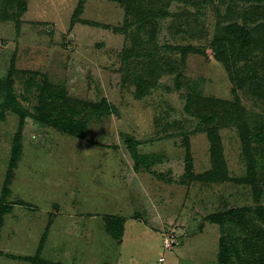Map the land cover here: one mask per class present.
I'll return each instance as SVG.
<instances>
[{
  "label": "rangeland",
  "instance_id": "374dc122",
  "mask_svg": "<svg viewBox=\"0 0 264 264\" xmlns=\"http://www.w3.org/2000/svg\"><path fill=\"white\" fill-rule=\"evenodd\" d=\"M128 1L0 0V207L13 208L0 232V264H222L223 239L229 264H257L264 144H253L258 178L245 184L239 124L245 118L253 135L264 133V44L237 61L238 84L212 44L219 21L249 23L263 41L264 0H135L130 14ZM149 9L170 13L151 42L139 23ZM45 81L82 112L84 136L29 116L21 124L6 105L12 90L34 114ZM102 99L112 113L84 108ZM212 112L227 180L203 183L187 177L185 159L190 150L196 176L212 170L202 124ZM127 139L137 142L138 169ZM230 211L224 228L210 221ZM106 217L125 221L121 242Z\"/></svg>",
  "mask_w": 264,
  "mask_h": 264
},
{
  "label": "trees",
  "instance_id": "16d2710c",
  "mask_svg": "<svg viewBox=\"0 0 264 264\" xmlns=\"http://www.w3.org/2000/svg\"><path fill=\"white\" fill-rule=\"evenodd\" d=\"M135 0L128 1V13L132 12L133 4ZM141 0H138V3ZM213 0H205L206 4L210 3ZM232 1V0H231ZM136 2V1H135ZM155 9H149L144 14V19L139 23L142 25L149 26L148 32V41L156 39L158 22L160 18H165L170 15L169 12L154 11ZM20 11L25 13L27 11L26 3L20 4ZM136 14V13H132ZM139 24V27H140ZM259 30V29H258ZM143 31V27L139 29V32ZM256 29H252L249 23L240 24L239 22L233 23H220L217 27V32L215 35L214 42L212 44V49L217 61L225 65L227 72L229 73L233 83L238 84L241 82L239 77L240 72L235 69L237 61L244 56V52L250 46L260 47L264 44V40L258 38L256 35ZM259 48V47H257ZM171 50L172 52L180 51L183 54L186 53L187 49L183 47H167L165 48ZM264 51V49H263ZM144 57V55H139ZM148 56V55H147ZM130 58L131 55H128ZM241 86V84H240ZM146 96V93L143 90L138 92V99H142ZM6 105L14 112L17 113L21 118V124H24L27 116L35 118L40 122L47 124L48 126L56 127L61 129L63 132L74 135V136H84L87 130V123L80 120L82 112L73 110L68 104L67 94L65 93L62 87H57L51 85L48 81H45L44 87L41 90L39 105L35 108L34 114L24 108L18 101L15 94L10 90L6 97ZM85 109L91 110L94 115H107L114 111V107L110 105L107 100L102 99L99 102L95 103H86L84 106ZM70 112L68 114L67 112ZM233 112V117L236 116V112ZM230 111V112H231ZM218 117V114L212 112L209 116H205L202 124L206 126V133L211 143V156H212V170L208 171L204 175L196 176L194 173V161L191 155L190 150H188L186 156V166L185 172L187 177L192 180H199L203 183H214V182H224L227 180L226 177V165L222 158V150L220 146V137L219 129L213 126L214 121ZM23 125H21L22 127ZM241 140L243 145V151L248 161V177L242 179V182L245 184H253L258 178V161L254 157V148L253 144H264V133L253 135L250 130L249 124L246 122L245 118L241 119L239 124ZM127 146L132 154V157L135 161V166L137 169L140 167V158L137 153V142L134 139H127ZM21 154V140L20 134L15 138L13 142V153H12V164L15 165ZM13 208L10 205H3L0 207V232L4 224V216L10 214ZM232 213L226 212L220 216L216 215L210 217V221L215 224H220L224 228V224L227 222L229 214ZM255 214L259 220L264 223V206L259 205L255 209ZM125 221L123 219H118L115 217H106L105 228L111 237L121 242L125 231ZM223 244L225 241L223 239ZM222 247L219 260L222 264H229V249ZM263 254L261 255L259 262L257 264H264V249L262 250ZM34 264H42L41 262H34Z\"/></svg>",
  "mask_w": 264,
  "mask_h": 264
},
{
  "label": "built area",
  "instance_id": "2783aa9c",
  "mask_svg": "<svg viewBox=\"0 0 264 264\" xmlns=\"http://www.w3.org/2000/svg\"><path fill=\"white\" fill-rule=\"evenodd\" d=\"M171 238V239H170ZM165 243H166V247L169 248L171 246V244H173L174 241V237L171 236ZM172 242V243H171ZM164 259H161V261H163Z\"/></svg>",
  "mask_w": 264,
  "mask_h": 264
}]
</instances>
